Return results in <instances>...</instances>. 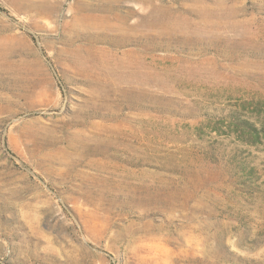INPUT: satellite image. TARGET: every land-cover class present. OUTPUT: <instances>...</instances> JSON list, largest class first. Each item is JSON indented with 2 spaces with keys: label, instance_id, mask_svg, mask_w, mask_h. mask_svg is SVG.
<instances>
[{
  "label": "rangeland",
  "instance_id": "374dc122",
  "mask_svg": "<svg viewBox=\"0 0 264 264\" xmlns=\"http://www.w3.org/2000/svg\"><path fill=\"white\" fill-rule=\"evenodd\" d=\"M0 264H264V0H0Z\"/></svg>",
  "mask_w": 264,
  "mask_h": 264
},
{
  "label": "trees",
  "instance_id": "16d2710c",
  "mask_svg": "<svg viewBox=\"0 0 264 264\" xmlns=\"http://www.w3.org/2000/svg\"><path fill=\"white\" fill-rule=\"evenodd\" d=\"M236 122L238 124V126H240L242 129L247 130L249 133H251L255 138H257L258 134H259V129L257 127H255V125L246 120V119H240L239 117H236Z\"/></svg>",
  "mask_w": 264,
  "mask_h": 264
}]
</instances>
